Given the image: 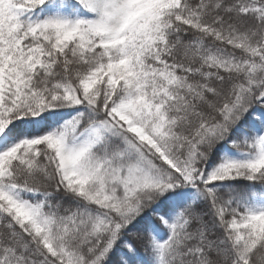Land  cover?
<instances>
[{"label": "snow or ice", "instance_id": "1", "mask_svg": "<svg viewBox=\"0 0 264 264\" xmlns=\"http://www.w3.org/2000/svg\"><path fill=\"white\" fill-rule=\"evenodd\" d=\"M0 264H264V0H0Z\"/></svg>", "mask_w": 264, "mask_h": 264}]
</instances>
